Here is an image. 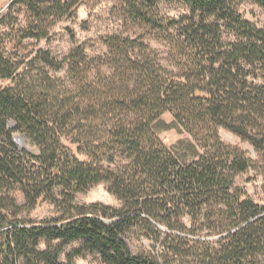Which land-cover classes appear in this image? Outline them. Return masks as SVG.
<instances>
[{
  "label": "trees",
  "instance_id": "16d2710c",
  "mask_svg": "<svg viewBox=\"0 0 264 264\" xmlns=\"http://www.w3.org/2000/svg\"><path fill=\"white\" fill-rule=\"evenodd\" d=\"M244 1L116 0L125 29L102 39L103 55L78 44L63 60L39 50L28 63L5 47L22 12L16 33L44 39L80 0L12 1L4 17L12 30L0 29V264H62L72 243L68 264L84 253L105 264H264V205L236 183L253 162L219 135L225 128L249 141L264 172V27L239 11ZM169 3L186 11L171 17ZM146 36L166 43L168 63ZM168 112L202 149L191 162L157 134ZM100 183L122 208L75 202ZM44 202L60 215L40 225L19 219ZM137 229L160 243L159 257L131 251L125 237Z\"/></svg>",
  "mask_w": 264,
  "mask_h": 264
},
{
  "label": "rangeland",
  "instance_id": "374dc122",
  "mask_svg": "<svg viewBox=\"0 0 264 264\" xmlns=\"http://www.w3.org/2000/svg\"><path fill=\"white\" fill-rule=\"evenodd\" d=\"M12 1L13 0H0V29H6L8 33L12 30V27L6 26V23L8 21L11 22L10 20H12V18L10 17L6 19L4 17ZM115 4L116 0H80L76 16L74 18H64L59 21L55 26L49 29V35L44 39H22L20 35L16 33V31L18 32L19 27L25 25V12H22L19 23L21 26L14 27L16 31L8 34V37L10 38H7L5 47L10 52L15 53L18 60L25 61V63L34 59L39 50L49 51L52 56L58 60H63L78 44H84L86 54L90 58L98 57L107 51L102 39L114 33H121L125 29L121 18L113 11ZM162 10L171 17H178L186 11V8L180 3H169L163 4ZM239 11L246 19L254 22L259 27H264V8L260 7L254 1L246 0L241 2L239 4ZM136 32L142 33L140 29H137ZM152 37L146 36L144 41L151 47V49L156 51L159 58L164 59L163 63H168L167 57L169 50L166 43ZM23 67L27 68V65L24 64ZM50 73L56 76L63 75V72L55 74L50 71ZM156 131L163 142L182 162H191L202 153V149L195 142L192 135L181 125L176 123L173 114L169 112L164 114L159 120L156 126ZM16 135L25 137L21 133H16ZM219 135L223 142L242 149L247 157L252 160L253 164L251 168L247 172L240 174L236 183L239 187L243 188L253 200L264 205V172L262 168L261 154L256 151L249 141L243 140L240 136L234 134L228 129L220 128ZM25 138L27 146H23V148L31 153H38L39 148L32 144L27 137ZM107 187V183H100L86 191L80 192L76 195L75 202L79 205L102 203L115 209L122 208V201L110 194ZM16 196L20 204H22L24 202L22 193L17 192ZM59 215L60 213L56 211L53 205L44 202L34 210L25 211L19 216V219H22L29 224L40 225L43 221L58 217ZM185 222L188 227H190L191 223L188 218L185 219ZM160 227L163 231H167L164 226ZM144 234L145 233L140 229H137L132 230L126 235L125 240L129 244L131 251L134 254L143 253L152 257H159L162 252L160 243H156L154 239L149 238ZM183 235L188 234L184 233ZM217 238L218 237L214 236L203 238V240L215 241ZM51 245L59 246L60 243L53 242ZM47 247L48 246L44 241L39 246L40 249H46ZM78 247L79 243H72L62 247L59 259L62 264L69 263V255H71ZM19 264H25V259L21 258ZM71 264L105 263L98 254L84 253L80 256L74 257ZM177 264H194V261L192 258H188L180 260Z\"/></svg>",
  "mask_w": 264,
  "mask_h": 264
},
{
  "label": "water",
  "instance_id": "95a60500",
  "mask_svg": "<svg viewBox=\"0 0 264 264\" xmlns=\"http://www.w3.org/2000/svg\"><path fill=\"white\" fill-rule=\"evenodd\" d=\"M15 139H16V141L21 145V146H24L22 143V140H25L26 138L25 137H23V136H20V135H16L15 136Z\"/></svg>",
  "mask_w": 264,
  "mask_h": 264
},
{
  "label": "built area",
  "instance_id": "2783aa9c",
  "mask_svg": "<svg viewBox=\"0 0 264 264\" xmlns=\"http://www.w3.org/2000/svg\"><path fill=\"white\" fill-rule=\"evenodd\" d=\"M2 257V247L0 245V258Z\"/></svg>",
  "mask_w": 264,
  "mask_h": 264
},
{
  "label": "bare ground",
  "instance_id": "6f19581e",
  "mask_svg": "<svg viewBox=\"0 0 264 264\" xmlns=\"http://www.w3.org/2000/svg\"><path fill=\"white\" fill-rule=\"evenodd\" d=\"M22 142H23L22 144H23L24 146H27L25 140H22Z\"/></svg>",
  "mask_w": 264,
  "mask_h": 264
}]
</instances>
